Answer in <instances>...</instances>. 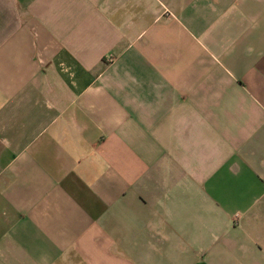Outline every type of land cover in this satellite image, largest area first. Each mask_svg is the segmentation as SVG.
<instances>
[{"label": "crops", "instance_id": "obj_1", "mask_svg": "<svg viewBox=\"0 0 264 264\" xmlns=\"http://www.w3.org/2000/svg\"><path fill=\"white\" fill-rule=\"evenodd\" d=\"M0 264H264V0H0Z\"/></svg>", "mask_w": 264, "mask_h": 264}]
</instances>
